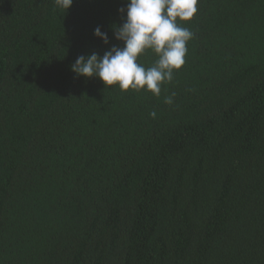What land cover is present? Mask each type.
<instances>
[{
	"label": "trees",
	"instance_id": "1",
	"mask_svg": "<svg viewBox=\"0 0 264 264\" xmlns=\"http://www.w3.org/2000/svg\"><path fill=\"white\" fill-rule=\"evenodd\" d=\"M125 4L0 0V264H264V0H198L159 97L70 70Z\"/></svg>",
	"mask_w": 264,
	"mask_h": 264
},
{
	"label": "clouds",
	"instance_id": "2",
	"mask_svg": "<svg viewBox=\"0 0 264 264\" xmlns=\"http://www.w3.org/2000/svg\"><path fill=\"white\" fill-rule=\"evenodd\" d=\"M73 0H55L57 8L64 13ZM198 0H126L125 7L118 9L124 13L120 26H115L113 35L123 47L112 45L102 56L93 52L80 55L70 70L76 76L97 78L105 88L117 86L120 91H148L159 97L161 87L173 80L174 71L185 63L187 42L193 32L180 22L190 21L197 13ZM94 37L108 45L107 33L99 26L93 30ZM153 52L157 59L151 67L138 62V57L146 51ZM173 92L165 97V103L172 105ZM156 117V112L149 114Z\"/></svg>",
	"mask_w": 264,
	"mask_h": 264
}]
</instances>
